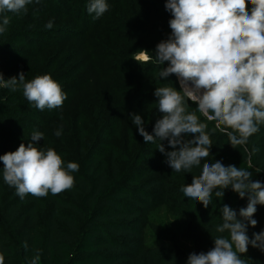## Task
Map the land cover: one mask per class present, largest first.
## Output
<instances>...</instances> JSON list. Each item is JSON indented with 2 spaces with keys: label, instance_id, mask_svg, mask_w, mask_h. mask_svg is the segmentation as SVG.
Wrapping results in <instances>:
<instances>
[{
  "label": "trees",
  "instance_id": "16d2710c",
  "mask_svg": "<svg viewBox=\"0 0 264 264\" xmlns=\"http://www.w3.org/2000/svg\"><path fill=\"white\" fill-rule=\"evenodd\" d=\"M106 2L109 10L98 19L87 12L89 0H32L27 14H4L11 17L0 35L4 78L18 77L21 71L26 81L50 74L67 99L62 107L41 111L22 90L0 88V155L32 142L33 132L39 131L44 136L37 147L54 148L65 167L68 162L80 165L72 173V189L42 198L28 194L21 199L0 172V253L5 264H30L37 250L40 264H187V254L168 243L173 232L158 219L162 212L182 221L179 237L191 241L192 251L206 252L214 246L210 232L222 220L220 208L227 204L239 214L247 206V197L241 199L231 188L223 199L213 193L207 208L185 197L181 186L191 184L200 169L173 172L157 149L161 142L145 144L131 129L135 113L153 133L163 115L155 104L156 87H181L175 75L168 81L159 78L162 66L154 61L141 65L131 55L138 49L154 55L156 45L171 33L172 17L166 0ZM50 20L53 27L46 29ZM98 78L105 80L102 92L92 89ZM188 104L189 111L197 107L191 100ZM200 118L211 132L215 122ZM125 126L128 140L121 144L116 138ZM228 131L217 129L211 135L210 157L202 163L222 160L264 182V125L236 148ZM253 218L258 224L248 226L250 238L264 230V205H257ZM241 256L248 264H264V251L251 244Z\"/></svg>",
  "mask_w": 264,
  "mask_h": 264
},
{
  "label": "clouds",
  "instance_id": "9594fccd",
  "mask_svg": "<svg viewBox=\"0 0 264 264\" xmlns=\"http://www.w3.org/2000/svg\"><path fill=\"white\" fill-rule=\"evenodd\" d=\"M31 3L32 0H0V35L7 31L11 20L4 14H27ZM165 9L172 17L168 21V38L156 45L154 55L147 49H138L131 55L141 65L154 61L162 66L159 78L168 81L175 75L181 87H156L155 104L163 115L156 120L153 133L146 130L140 114L130 117L145 144L161 142L157 149L166 156L165 162L173 172L193 173L194 168L200 169L191 184L181 186L185 197L199 201L205 208L212 203L213 193L223 199L228 188L241 199L247 197V206L239 214L227 204L220 208L222 220L210 232L214 246L206 252L193 251L187 264H247L241 254L247 253L250 244L264 251V230L253 233L252 238L248 235V226L258 224L253 218L257 205H264V182L253 180L252 172L243 167L226 165L222 160L202 161L210 157V137L217 129H230L228 141L236 148L245 145L264 125V0H166ZM108 10L106 0H89L87 5L94 19ZM52 27L50 20L45 28ZM0 88L22 90L28 103L41 111L62 107L67 99L62 85L50 74L26 81L23 71L9 79L0 72ZM189 100L197 105L192 111L187 106ZM201 116L215 122L211 132ZM54 134L61 136L62 126ZM185 135L194 138L185 139ZM43 136L35 131L32 142L21 143L17 150L0 155L3 179L21 199L28 194L37 198L49 192L58 195L75 185L72 173L78 172L80 165L68 162L65 167L54 148L37 147L36 142ZM164 141L173 150L168 151ZM40 261L37 250L30 264ZM0 264H5L3 253Z\"/></svg>",
  "mask_w": 264,
  "mask_h": 264
},
{
  "label": "rangeland",
  "instance_id": "374dc122",
  "mask_svg": "<svg viewBox=\"0 0 264 264\" xmlns=\"http://www.w3.org/2000/svg\"><path fill=\"white\" fill-rule=\"evenodd\" d=\"M177 78V77H176ZM177 81L180 85V81L177 78ZM96 86L97 89L100 90V92H102V90H104L105 88V80L104 79H97L96 83L93 85V91H96ZM181 86V85H180ZM127 126H125L124 130L121 131V133L117 136V140L119 143H125L128 140V131L126 130ZM131 129L133 131H136V133L138 134V129L136 128V126L132 123L131 124ZM146 127V126H145ZM158 219L166 226L169 227V230L173 233L172 234V238L171 241L168 242L169 244H176L177 246H179L186 254L187 256H189L190 253H192V243L189 240L183 239L181 237H179V230H178V226L182 223V221H180L179 219L173 217L172 215H170L167 212H162V214H160L158 216ZM175 235V236H174ZM177 235V236H176ZM246 260V259H245ZM247 262V260H246ZM248 264V262H247Z\"/></svg>",
  "mask_w": 264,
  "mask_h": 264
}]
</instances>
